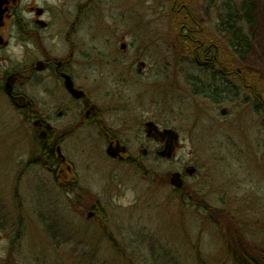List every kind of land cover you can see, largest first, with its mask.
Segmentation results:
<instances>
[{"label": "rangeland", "instance_id": "obj_1", "mask_svg": "<svg viewBox=\"0 0 264 264\" xmlns=\"http://www.w3.org/2000/svg\"><path fill=\"white\" fill-rule=\"evenodd\" d=\"M88 1L84 43L106 44L108 54L124 59L122 66L87 68L91 94L114 131H75L73 158L89 194L73 204L37 164L33 127L0 101V264H234L224 231L239 253L264 264V111L255 105L264 107V0H256L251 52L241 62L223 52L221 60L263 94L250 105L248 91L222 103L198 94L211 79L207 60L198 57L197 65L194 49L177 41L180 27L157 14L166 0ZM233 1L239 0H193L191 8L205 33L217 36L220 10ZM121 44H128L127 54ZM138 57L148 64L141 77L137 65L133 72L128 65ZM121 74L136 78L121 80ZM126 102L132 125L119 116ZM148 119L180 134L173 159L160 156V142L147 141L142 123ZM113 132L134 156L149 148V157L139 167L108 159L107 134ZM186 166L197 172L185 175ZM174 171L184 174L193 201L186 197L182 205L164 183Z\"/></svg>", "mask_w": 264, "mask_h": 264}, {"label": "flooded vegetation", "instance_id": "obj_2", "mask_svg": "<svg viewBox=\"0 0 264 264\" xmlns=\"http://www.w3.org/2000/svg\"><path fill=\"white\" fill-rule=\"evenodd\" d=\"M166 1L169 7L158 10L157 14L180 27L183 40L179 43L184 44L186 50L187 44H194L193 61L198 65V39L191 40L192 42L184 41L186 38H192L193 33L198 35V15L192 10L193 7L191 8L193 0ZM64 6L67 8L64 9ZM88 8V0H0V101L6 102V111L12 110L24 118L25 126L33 127L32 134L40 153L37 164L45 169L55 182H59L71 196L73 204H81L82 199L89 194L80 184L79 172L73 158L75 131L81 132L96 127L114 131L110 127V120L104 108L91 94L90 73L87 68L95 64L117 67L122 66L124 62L122 55L115 54L112 57L111 53L108 54L106 44L84 43L83 33L90 31L92 9ZM152 15H155L153 9ZM120 48L126 53L128 44H121ZM96 51L97 54L94 53ZM208 52L211 53L210 50ZM214 56L211 62L207 59L204 65L211 63L217 67L219 62L216 60L217 55ZM130 61H133L128 64L130 72H133L134 66L137 65L138 76L141 77L148 67L147 62L143 57ZM188 61L194 63L192 60ZM227 77L233 78V75ZM134 78L135 75H120L121 80ZM129 107L126 102L120 108L123 112H120L119 116L124 125L134 123L135 118L128 116L131 114L128 112ZM148 123L155 124L160 131L172 128L163 127L151 119L142 123L147 141L162 144L159 151L162 157L161 151L166 145V140L156 137L155 132L150 135ZM119 134H107V158L116 164L125 163L139 167L141 160L149 157V148L141 149L140 157L134 156L130 146L122 141ZM109 147L119 149L115 157L108 153ZM188 168L191 166H186L185 175L191 177L197 172L196 170L190 175L187 173ZM176 172L181 174L182 188L172 184V175ZM145 174L150 172L146 171ZM184 174L182 171H174L164 180L165 184L171 186L175 199L182 205L185 204L186 197L193 201ZM76 193L79 195L73 200L72 196ZM96 209L99 214L100 208ZM95 214L92 210L89 212V218ZM101 214L104 218V213L101 212L100 216Z\"/></svg>", "mask_w": 264, "mask_h": 264}, {"label": "trees", "instance_id": "obj_3", "mask_svg": "<svg viewBox=\"0 0 264 264\" xmlns=\"http://www.w3.org/2000/svg\"><path fill=\"white\" fill-rule=\"evenodd\" d=\"M222 10V12H221ZM220 10V18L218 21L217 29L218 34L212 33L208 35L205 33V30L202 26V23L198 20V35L193 33L192 38H186L184 41L192 42L193 40L198 39V57L201 59L207 60L209 57L214 59L215 56H211L212 52L214 55H217L216 60H218V69L216 72V66H207L209 67V71L206 75H208V79L210 81L208 83H202L204 89H198V94L203 95L204 97L211 99L215 103H222L223 101L231 100L234 101L237 97L239 98L240 92L248 91L250 96H246L245 100L247 103L253 102L256 100L261 101L263 98V94L260 95L258 91H255L251 86L250 79L247 77V74H242L243 72H235L234 69H230L229 65L225 62L221 63L225 59L226 54L227 57L231 58L236 62H241L242 59L247 56L252 48H253V34L251 31L253 30L257 18H256V0H239L238 2H227L224 6H222ZM247 29H251L248 31ZM194 30V28H193ZM179 37L177 41H182L183 38L181 36L180 29L178 30ZM192 40V41H191ZM188 49H194V44L191 46L187 44ZM210 50L211 53L208 51ZM217 50V51H215ZM225 52L226 54H224ZM221 57V58H220ZM233 61V62H234ZM203 75V76H206ZM233 75L234 80L238 83L230 82L231 77H227ZM202 76V77H203ZM233 79V78H232ZM233 94V98H229V96ZM225 95V96H224ZM257 105V109H263L259 104ZM225 237L228 238L226 241L229 243L226 246L228 250L227 253L230 254L232 263L234 264H259L256 260H251L247 256H243V253H239L241 251L237 250V241L231 239V235H228L225 231ZM237 237V235H233V237ZM235 237V238H236ZM264 257V256H263ZM261 262V261H260Z\"/></svg>", "mask_w": 264, "mask_h": 264}, {"label": "water", "instance_id": "obj_4", "mask_svg": "<svg viewBox=\"0 0 264 264\" xmlns=\"http://www.w3.org/2000/svg\"><path fill=\"white\" fill-rule=\"evenodd\" d=\"M226 113L225 110H222V114L224 115ZM148 133L151 135L153 132H155L156 137H160L164 140H166V145L164 149L161 151V155L167 159H171L174 156V152L176 149V145L179 142V134L174 129H166L164 131H160L157 126L153 123H148ZM119 149H114L113 147L108 148V153L115 157L118 153ZM196 172V168L191 167L187 169V173L190 175H193ZM172 184L175 185L178 188L183 187V182L181 180V174L179 172H176L172 175Z\"/></svg>", "mask_w": 264, "mask_h": 264}]
</instances>
